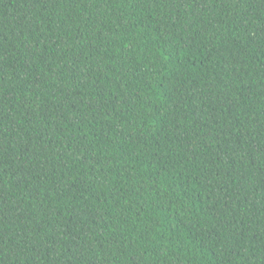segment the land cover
Here are the masks:
<instances>
[{
    "label": "trees",
    "instance_id": "trees-1",
    "mask_svg": "<svg viewBox=\"0 0 264 264\" xmlns=\"http://www.w3.org/2000/svg\"><path fill=\"white\" fill-rule=\"evenodd\" d=\"M0 264H264V0H0Z\"/></svg>",
    "mask_w": 264,
    "mask_h": 264
}]
</instances>
